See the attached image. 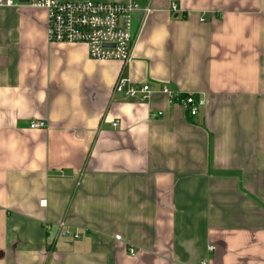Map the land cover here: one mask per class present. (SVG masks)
<instances>
[{"label": "crops", "instance_id": "1", "mask_svg": "<svg viewBox=\"0 0 264 264\" xmlns=\"http://www.w3.org/2000/svg\"><path fill=\"white\" fill-rule=\"evenodd\" d=\"M150 8L123 64L0 7V264H264V0ZM119 78L205 106L128 99Z\"/></svg>", "mask_w": 264, "mask_h": 264}, {"label": "built area", "instance_id": "2", "mask_svg": "<svg viewBox=\"0 0 264 264\" xmlns=\"http://www.w3.org/2000/svg\"><path fill=\"white\" fill-rule=\"evenodd\" d=\"M142 1L27 0L23 3L18 0H0V7L24 5L42 9L46 16V37L49 43L84 44L91 60L119 61L127 64L132 59L133 16L136 13L148 16L151 12V0H148L145 5H142ZM170 9L172 12L177 11L175 4H171ZM113 89L115 93L137 101H145L154 92H160L167 96L169 102L183 106L190 117L196 116L205 106V100L196 94L179 92L167 85H162L160 89L155 90L150 84H133L126 78H119ZM161 115L162 112H157L153 117ZM117 125V122L111 123L112 127ZM29 127L43 129L46 128V123L35 120L29 124ZM41 204L44 205L45 200L41 201ZM61 235L74 239L80 237L77 230H65L61 232ZM114 239L119 240L120 236L116 235ZM213 248L209 246L208 250ZM128 254L133 256V249L129 248ZM200 264L208 263L202 261Z\"/></svg>", "mask_w": 264, "mask_h": 264}, {"label": "water", "instance_id": "3", "mask_svg": "<svg viewBox=\"0 0 264 264\" xmlns=\"http://www.w3.org/2000/svg\"><path fill=\"white\" fill-rule=\"evenodd\" d=\"M19 2L26 3L27 0H18Z\"/></svg>", "mask_w": 264, "mask_h": 264}]
</instances>
